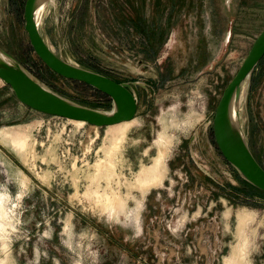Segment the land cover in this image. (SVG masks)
<instances>
[{
    "label": "rangeland",
    "instance_id": "obj_1",
    "mask_svg": "<svg viewBox=\"0 0 264 264\" xmlns=\"http://www.w3.org/2000/svg\"><path fill=\"white\" fill-rule=\"evenodd\" d=\"M25 1L0 0V48L49 90L111 112L37 58ZM39 16L56 55L131 84L135 123L46 116L0 80V264H264V194L223 160L211 127L264 0H49ZM250 78L239 116L264 169V58ZM146 169L163 177L143 191Z\"/></svg>",
    "mask_w": 264,
    "mask_h": 264
},
{
    "label": "water",
    "instance_id": "obj_2",
    "mask_svg": "<svg viewBox=\"0 0 264 264\" xmlns=\"http://www.w3.org/2000/svg\"><path fill=\"white\" fill-rule=\"evenodd\" d=\"M47 1L49 0L25 1L23 21L30 47L43 65L55 75L68 81L82 83L106 95L112 102L111 112H101L80 105L49 90L0 48V80L4 86L10 88L21 105L46 116L83 122L95 128H107L133 120L137 101L131 84L118 83L104 75L69 63L56 55L46 44L36 20V12ZM263 58L264 27L255 37L236 74L224 88L211 123L213 142L223 160L247 183L262 193L264 169L254 159L249 149L238 114L239 105L236 98L240 88L245 82L248 83Z\"/></svg>",
    "mask_w": 264,
    "mask_h": 264
},
{
    "label": "bare ground",
    "instance_id": "obj_3",
    "mask_svg": "<svg viewBox=\"0 0 264 264\" xmlns=\"http://www.w3.org/2000/svg\"><path fill=\"white\" fill-rule=\"evenodd\" d=\"M41 9V8H40ZM40 9H38L37 10V12H36V20H37V22L38 23H40V16H39V12H40ZM246 83L247 82H245L244 84H243V86L240 88V90H239V92H238V96H237V103H238V105H240L241 103H243V101L245 100V93H247L246 92V87H247V85H246ZM238 111H239V109H238ZM238 114H239V112H238ZM240 115V114H239ZM71 122H75L76 124H78V125H84V123L83 122H77V121H71ZM134 123H135V119H133V120H131L130 122H125V123H121V124H118V125H125V127L126 128H128V127H130V126H133L134 125ZM116 126V125H115ZM110 127H113V126H110ZM125 128V129H126ZM123 131V130H122ZM17 140V139H16ZM16 142V141H15ZM16 145H17V143H16ZM145 173L142 175V176H140L139 178H140V182H139V184L140 185H138V186H140L141 188H142V190L143 191H145V190H147L148 188H150V187H156V186H158L159 185V183H160V180L162 179V177H163V175L162 174H151V171H150V169H146L145 171H144ZM142 183V184H141ZM23 184H25V182L23 183ZM116 203L119 205V206H121V202H120V200H116ZM244 213V212H243ZM137 216V215H136ZM7 217V212H6V210H5V207H4V205L1 203L0 204V218L1 219H5ZM229 217V213L227 212L226 214H225V218H228ZM249 218V216L248 215H246V214H243V215H239L238 216V219H239V230L244 226V224H245V222L247 221V219ZM4 221H6V220H4ZM3 225H5V226H10V224L9 223H5V222H3ZM3 225H1L0 224V227H5V226H3ZM244 228V227H243ZM242 253V252H241ZM235 255H236V250L234 249L233 250V252H232V258L233 257H235ZM240 263H241V261H240ZM226 264H228V262H226Z\"/></svg>",
    "mask_w": 264,
    "mask_h": 264
},
{
    "label": "trees",
    "instance_id": "obj_4",
    "mask_svg": "<svg viewBox=\"0 0 264 264\" xmlns=\"http://www.w3.org/2000/svg\"><path fill=\"white\" fill-rule=\"evenodd\" d=\"M115 81V80H114ZM72 82V81H71ZM117 82V81H116ZM88 87V86H87ZM90 88V87H89ZM90 89H92V88H90ZM94 92H95V94L96 95H98L100 98H102L103 99V102H104V104H105V107H107L108 109L111 107V100L106 96V95H104V94H102V93H99V92H97L96 90H94V89H92ZM104 104H103V106H104ZM81 105V104H80ZM262 193V192H261ZM264 194V193H263Z\"/></svg>",
    "mask_w": 264,
    "mask_h": 264
},
{
    "label": "built area",
    "instance_id": "obj_5",
    "mask_svg": "<svg viewBox=\"0 0 264 264\" xmlns=\"http://www.w3.org/2000/svg\"><path fill=\"white\" fill-rule=\"evenodd\" d=\"M58 118V117H57Z\"/></svg>",
    "mask_w": 264,
    "mask_h": 264
}]
</instances>
